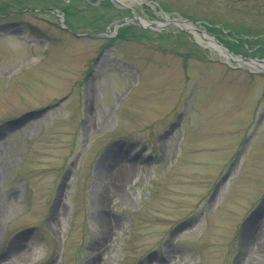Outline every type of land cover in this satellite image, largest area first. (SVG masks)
<instances>
[{"label": "rangeland", "instance_id": "obj_1", "mask_svg": "<svg viewBox=\"0 0 264 264\" xmlns=\"http://www.w3.org/2000/svg\"><path fill=\"white\" fill-rule=\"evenodd\" d=\"M71 1L0 0V264H264V68L186 29L264 0Z\"/></svg>", "mask_w": 264, "mask_h": 264}, {"label": "water", "instance_id": "obj_2", "mask_svg": "<svg viewBox=\"0 0 264 264\" xmlns=\"http://www.w3.org/2000/svg\"><path fill=\"white\" fill-rule=\"evenodd\" d=\"M115 2L119 3L120 2L118 0H114ZM131 12L134 14V16L132 18H129V19H125L123 21V23H128L130 22L131 20H135L141 27L143 28H147V27H152L153 29H163L165 28L166 26L168 25H173L175 27H179V25H181L180 22L178 21H175V20H172V21H166L164 23H159V22H147L141 18H139V16L133 11L131 10ZM117 27V26H116ZM185 28V27H184ZM190 27H187L186 29L190 30L191 32H195V33H198V34H202L201 31L197 30V29H192ZM212 42L214 44H216L219 48L223 49L225 51V53L227 54V58L229 59H232L234 57H238L240 58L239 62L243 61L244 63H246L247 65H250V66H254L256 68H264V60H257L256 58H242L241 56H234L232 55L223 45H221L219 42H217L216 40H213L212 39ZM210 45V44H209ZM211 47V45H210ZM212 48V47H211ZM220 49V50H221ZM218 50V53L221 54V51ZM263 214H264V204H260V206L255 210L253 211V213H251L250 217L249 218H252L255 216V218H257V221L260 220L262 217H263Z\"/></svg>", "mask_w": 264, "mask_h": 264}, {"label": "trees", "instance_id": "obj_3", "mask_svg": "<svg viewBox=\"0 0 264 264\" xmlns=\"http://www.w3.org/2000/svg\"><path fill=\"white\" fill-rule=\"evenodd\" d=\"M76 0H72L68 5H70L71 3H72V5L74 4V3H76L75 2ZM66 14H68L67 13V11H69L67 8H65L64 10H63ZM123 34V33H122Z\"/></svg>", "mask_w": 264, "mask_h": 264}, {"label": "bare ground", "instance_id": "obj_4", "mask_svg": "<svg viewBox=\"0 0 264 264\" xmlns=\"http://www.w3.org/2000/svg\"><path fill=\"white\" fill-rule=\"evenodd\" d=\"M222 52H223V51H222ZM222 52H221V53H222ZM222 54H224V52H223ZM247 221H248V220H247ZM247 221H246V222H247Z\"/></svg>", "mask_w": 264, "mask_h": 264}]
</instances>
